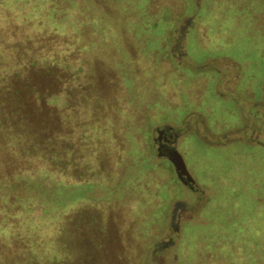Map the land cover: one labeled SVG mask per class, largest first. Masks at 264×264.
<instances>
[{
	"label": "rangeland",
	"instance_id": "obj_1",
	"mask_svg": "<svg viewBox=\"0 0 264 264\" xmlns=\"http://www.w3.org/2000/svg\"><path fill=\"white\" fill-rule=\"evenodd\" d=\"M14 112L0 264H264V0H0Z\"/></svg>",
	"mask_w": 264,
	"mask_h": 264
},
{
	"label": "trees",
	"instance_id": "obj_2",
	"mask_svg": "<svg viewBox=\"0 0 264 264\" xmlns=\"http://www.w3.org/2000/svg\"><path fill=\"white\" fill-rule=\"evenodd\" d=\"M31 125L32 124H30V121H28L27 117H25V115L23 113L18 114L17 112H14L11 115L6 116L4 122L3 121H2V123L0 122V139L3 140V142H4L3 145L6 147L8 152L16 151L14 147L15 146L18 147L21 143L25 144L23 136L21 135V137H20L19 135H17L16 131L23 132L25 134L28 131H30L32 133V132H34L33 131L34 129L32 127L30 128ZM34 134H36V133L34 132ZM47 138H46V140H49ZM48 148H50V145H48ZM25 150L27 151L26 155H28L29 157L40 158V155L37 153L36 146L26 147L25 149L20 150V151L22 153H24ZM20 151L18 152V154L19 153L21 154ZM49 171H50V173L54 172V171L59 173L57 168L49 169ZM38 210H40L41 214L45 212V210H43V208L42 209L39 208ZM43 216H44V214H43ZM30 237L28 236L26 238L25 245L27 243L28 238L31 240ZM23 245H24V242H23ZM25 245L22 249V252L20 253L21 254L20 255V259H21L20 264H37L39 262L41 264H51L52 263L51 261H52L54 255H53V252L51 250L46 251L45 253L42 254V252L40 250H33L32 251L31 249L28 248V246H25Z\"/></svg>",
	"mask_w": 264,
	"mask_h": 264
},
{
	"label": "flooded vegetation",
	"instance_id": "obj_3",
	"mask_svg": "<svg viewBox=\"0 0 264 264\" xmlns=\"http://www.w3.org/2000/svg\"><path fill=\"white\" fill-rule=\"evenodd\" d=\"M159 141H160V146H159V150H160V154H168L169 157H171V154L177 150L176 148V134H172L166 131H159ZM166 152V153H165ZM182 182H184L186 185L188 184V186H191V188L194 186V184H192V182H190L189 180L187 181V178L185 176L181 177Z\"/></svg>",
	"mask_w": 264,
	"mask_h": 264
},
{
	"label": "water",
	"instance_id": "obj_4",
	"mask_svg": "<svg viewBox=\"0 0 264 264\" xmlns=\"http://www.w3.org/2000/svg\"><path fill=\"white\" fill-rule=\"evenodd\" d=\"M170 158L173 161L180 178L182 176H185L187 178V181L189 180L190 182H192V184H195V181H194L191 173L189 172V170L187 168V164H186L182 154L178 150H175L171 154Z\"/></svg>",
	"mask_w": 264,
	"mask_h": 264
}]
</instances>
